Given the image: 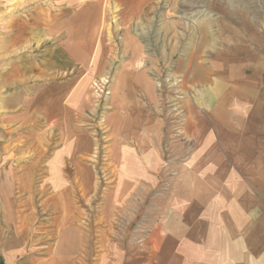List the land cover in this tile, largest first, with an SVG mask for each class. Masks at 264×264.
I'll list each match as a JSON object with an SVG mask.
<instances>
[{
  "label": "rangeland",
  "instance_id": "obj_1",
  "mask_svg": "<svg viewBox=\"0 0 264 264\" xmlns=\"http://www.w3.org/2000/svg\"><path fill=\"white\" fill-rule=\"evenodd\" d=\"M216 3L228 7V0H0V203L11 205L0 223L24 231L29 243L43 239L44 257L64 233L91 236L81 264H115L144 245L187 164L177 158L191 88L181 68ZM132 103L158 125L151 150L118 136Z\"/></svg>",
  "mask_w": 264,
  "mask_h": 264
},
{
  "label": "crops",
  "instance_id": "obj_2",
  "mask_svg": "<svg viewBox=\"0 0 264 264\" xmlns=\"http://www.w3.org/2000/svg\"><path fill=\"white\" fill-rule=\"evenodd\" d=\"M256 2L259 9H252ZM211 6V19L199 23L197 49L181 68L191 88L177 158L187 164L164 203L163 220L153 223L143 246L132 245L115 264H264V0ZM120 83L121 97L127 82ZM132 105L118 136L138 151L151 150L158 125ZM129 109L137 110L135 123ZM115 153L126 159L121 141ZM8 206L0 203V210ZM59 224L61 233L67 230ZM63 235L44 257L43 239L29 243L24 231L0 223V264H81L82 248L84 256L91 253V236Z\"/></svg>",
  "mask_w": 264,
  "mask_h": 264
},
{
  "label": "bare ground",
  "instance_id": "obj_3",
  "mask_svg": "<svg viewBox=\"0 0 264 264\" xmlns=\"http://www.w3.org/2000/svg\"><path fill=\"white\" fill-rule=\"evenodd\" d=\"M136 64H137V65H139V64H140V61H139V62H137Z\"/></svg>",
  "mask_w": 264,
  "mask_h": 264
}]
</instances>
